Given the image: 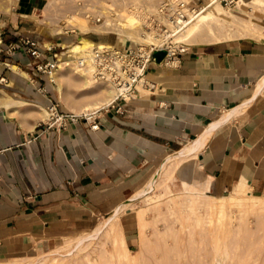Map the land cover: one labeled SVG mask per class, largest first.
Returning <instances> with one entry per match:
<instances>
[{
    "label": "crops",
    "instance_id": "0c3cea01",
    "mask_svg": "<svg viewBox=\"0 0 264 264\" xmlns=\"http://www.w3.org/2000/svg\"><path fill=\"white\" fill-rule=\"evenodd\" d=\"M48 1L16 0L18 24ZM33 62L20 46L0 57V262L130 211L131 195L181 150H188L181 171L169 173H190L182 185L205 183L211 197L239 186L264 191V42L192 45L176 68L152 64L149 86H141L147 92L86 114L95 113L96 130L83 120L44 125L50 102L69 110L49 83L52 73L36 75ZM126 220L128 239L135 221Z\"/></svg>",
    "mask_w": 264,
    "mask_h": 264
},
{
    "label": "rangeland",
    "instance_id": "374dc122",
    "mask_svg": "<svg viewBox=\"0 0 264 264\" xmlns=\"http://www.w3.org/2000/svg\"><path fill=\"white\" fill-rule=\"evenodd\" d=\"M202 1L177 0L181 9L190 6L198 9L197 5L201 6L205 0ZM243 1L252 4L255 0ZM161 2L162 0H49L44 9L19 25L15 11L16 0H0V40L2 43L10 41L18 33L26 31L41 42L59 43L57 50L62 51V60L69 55L65 50L75 53L74 56L85 55L69 49L70 45L81 46L78 41L81 36L89 38L95 45H107L103 43L106 38L121 40L125 45L131 41L137 44L153 42L152 39L159 43L162 38L152 35L150 28H155L161 20ZM221 6L223 18H214L213 21L209 19V23L205 24L203 22V29L199 27L201 30L191 42H182L181 34L197 22L198 15L191 17L194 12L181 29L173 32L171 26L170 33L173 32L174 39L177 42L180 40L187 48L242 38L261 41L264 36V7L254 5L242 11L238 2L228 5L222 3ZM98 15H102L106 21L99 20ZM249 26L251 27L248 28ZM252 26L255 30L251 29ZM3 55L5 54L0 53V57ZM69 60L73 61L71 57ZM66 76L77 79L72 72ZM59 82L64 91L71 93L68 104L74 105L92 99V96L84 95L90 89L81 81L70 87L65 85L62 78ZM138 90L143 91L141 86ZM149 90L151 91V87ZM46 120L47 117L44 121ZM182 180L191 182V174L173 176L167 171L159 173L149 194L128 204L130 211L123 210L117 217L110 216L111 213L106 214L91 229H85L87 233L95 232L101 223L111 219L106 234L102 231L98 238L92 239L85 247L65 243L62 232L59 237L42 245L37 252L0 264H264V204L261 208L252 210L242 206L244 209L232 207L220 212L215 208V211L210 209V204H219V199L206 197L203 190H194L192 187L190 191L187 190V185H182ZM230 192L229 190L218 196H229ZM252 194L261 196L264 192L249 189L247 195L253 196ZM127 218L135 221L128 239L124 224ZM75 236L72 233L71 237ZM48 254L50 256L46 259L41 258Z\"/></svg>",
    "mask_w": 264,
    "mask_h": 264
},
{
    "label": "built area",
    "instance_id": "2783aa9c",
    "mask_svg": "<svg viewBox=\"0 0 264 264\" xmlns=\"http://www.w3.org/2000/svg\"><path fill=\"white\" fill-rule=\"evenodd\" d=\"M237 2L238 0H220V3L225 5L237 4ZM195 9L194 6L181 9L177 0H162L160 5L161 20L155 28L153 26L150 28L152 35L162 38L159 43L136 44L131 41L125 45L120 41L119 45H97L88 56L69 54L65 60H62V52L57 50L58 45L41 42L26 34L21 36L17 43L4 45L0 40V53L10 55L20 46L26 55L33 58L34 71L39 76H47L54 72L58 67V62H69L71 57L78 67L89 69L95 79L109 83L117 91L116 101H128L135 97L136 85L140 83L152 64L156 63L172 69L178 67L181 56L188 48L174 39L173 32L170 33V27L181 29ZM156 51H164L160 61H156L154 57ZM2 80L3 78H0V81ZM49 83L55 84L52 80H49ZM41 88L43 89V87ZM46 109L48 118L44 125L48 128H62L68 123L83 120L85 122L92 121L90 123L92 130L98 129L99 124L96 122L95 113L75 115L70 111L62 110L57 102H50Z\"/></svg>",
    "mask_w": 264,
    "mask_h": 264
},
{
    "label": "bare ground",
    "instance_id": "6f19581e",
    "mask_svg": "<svg viewBox=\"0 0 264 264\" xmlns=\"http://www.w3.org/2000/svg\"><path fill=\"white\" fill-rule=\"evenodd\" d=\"M249 4H250V6H249ZM252 4L250 2L238 0V7L242 11L245 10L246 8L250 9L254 5L257 7L259 6V7L263 8L264 7V0H255ZM221 5L222 4L220 3V0H205L204 3L201 4V6L197 5V8L198 7L199 8L196 9V11H194V13L191 15V17H194L196 14V15H198L199 18H198V20H196L197 22H195V23L193 22L194 24L193 25L191 24L192 26L190 25V27L187 30H185V32H183L181 34L182 42L183 41L191 42L195 38V36L198 34V31L203 29L202 28L203 26L201 27L203 22L205 24V22H208L207 20H209V19H212V21H213L214 18H216V19L223 18L222 17V9L223 8ZM252 10H253V8H252ZM98 16H99V20L106 21L105 18L102 17V15H98ZM199 27L201 29H199ZM250 27L251 26H249L248 28H250ZM251 29L255 30L254 27ZM176 31H177V28H175L173 26V32H176ZM253 32H255V31H253ZM147 37H146V39H147ZM150 37H148V39ZM132 39L135 40V37H133ZM152 40H153V42L155 41L154 39H152ZM78 41L81 44V46H79L78 44H74V45H70L69 49L74 51V52H77V53L80 52L81 54H85V55H75V56H88L91 54L93 48L97 46L94 43L90 42L87 38L82 37V36L78 39ZM261 41L264 42V36L261 38ZM159 42H160V40H159ZM179 42H181V41L179 40ZM133 43H135V42H133ZM60 52H62V51H60ZM64 52H69L70 55L75 54L69 50H65ZM72 63H75V62L74 61L58 62L57 69L54 72H52L53 77L51 78L50 74H48L50 79L52 81L54 80V83H56V88L58 91L60 101L62 102V104L65 107L68 108L69 111H71L74 114H78V115L89 114V113H92L96 110L101 109L102 107H104L105 105H107L109 103L111 104L112 102L116 101L117 96H118L117 91L109 83H106V82L98 83V80L92 76L89 69L78 67L76 63L75 64H72ZM70 64H72V66ZM11 68L13 70L17 69L15 66H12ZM71 72L77 76V79L76 78L72 79L71 76L70 77L66 76V75L70 74ZM147 73L148 72H146L143 75L142 79L140 80V83H138L136 85L137 91H138L139 86H144V87L149 86V84L146 81V77H145ZM147 77H150V75H147ZM61 78L64 79V83L67 87L73 86V85L81 83V82L84 83V85H87L90 90L87 91L84 95L85 96L87 95L89 97L92 96V99L86 100L85 102H80L78 104L76 103L77 105L76 104H74V105L68 104V100L70 98L71 93H70V91H66V90L64 91V89L62 88V84L59 82V79H61ZM95 83H98V84H95ZM44 111L46 114L43 113L44 114L43 116H45V117L47 116V118H48L47 109L45 108ZM186 149H188V148H186ZM187 154H188V150H181V152L178 151L177 153H175V154L165 158L164 160H162V162L160 163V165L158 166L156 171L152 174V176L148 179L146 184L138 192L132 194L131 197L127 200V202L131 203L140 197L147 196L149 194V192L152 190L155 183L157 182L159 172L161 171V169L166 168L167 170L169 169V172L172 171V173L173 172L179 173L181 171L180 164ZM164 171H166V170H164ZM169 172L167 171V173H169ZM161 173H162V171H161ZM171 177L172 176L170 175V178ZM242 180H244V179H242ZM204 184L205 183L195 185L192 182L191 184L186 186V189L187 190L189 189V191L192 188L194 190L195 189L204 190L203 189ZM190 187H192V188H190ZM194 190H191V191H194ZM203 193L206 197H210V198L220 200V203L217 205H215L213 203L210 204L211 205L210 209L213 208L215 211H216V209H219L220 212L223 210L225 211L226 208L231 209L232 207H242V206L247 208V209L252 210V209L261 208L262 204H264V195L249 196L246 193V187H243V186H241V187L239 186V188L236 191L232 192L229 196H225V197H211L208 194H205V192H203ZM188 196H191V195H188ZM203 204H204V202H203ZM117 208H118V206H117ZM111 216L115 217V213L112 214ZM140 218H141V215H140ZM110 222H111V219L108 218L105 222L101 223L97 227L95 232H91V233H87L86 230H74V231L72 230V231H66V232L64 231V233L62 234V239L67 244L72 243L71 245H75L77 247H79V246L85 247L88 245V243H90V241L92 239H94L95 237L98 238V236L100 235V233H102V231H105L104 233L106 234V232L108 231L107 225ZM72 233L76 234V236L74 238L71 237ZM49 256H50V254L43 255V256H41V258L46 259ZM61 256H63V255H61ZM38 262H39V260H38ZM39 264H43V262H41Z\"/></svg>",
    "mask_w": 264,
    "mask_h": 264
},
{
    "label": "water",
    "instance_id": "95a60500",
    "mask_svg": "<svg viewBox=\"0 0 264 264\" xmlns=\"http://www.w3.org/2000/svg\"><path fill=\"white\" fill-rule=\"evenodd\" d=\"M164 55V51H156L154 53V57L156 58V61H160Z\"/></svg>",
    "mask_w": 264,
    "mask_h": 264
}]
</instances>
